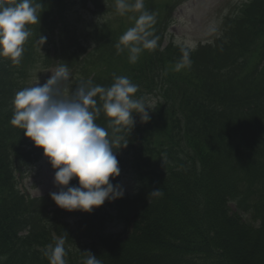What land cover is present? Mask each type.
I'll return each instance as SVG.
<instances>
[{
	"label": "trees",
	"instance_id": "16d2710c",
	"mask_svg": "<svg viewBox=\"0 0 264 264\" xmlns=\"http://www.w3.org/2000/svg\"><path fill=\"white\" fill-rule=\"evenodd\" d=\"M34 2H49L53 11L58 6L55 16L63 17V0ZM224 24L214 47L189 51L170 43L159 49L162 19L151 29L157 46L144 50L128 73L122 63L127 50L100 54L108 39L116 43L114 31L105 24L96 34L89 54L102 55L105 67L91 79L98 77L93 85L109 87L114 74H126L138 85L135 97L154 88L163 93L165 114L172 115L164 122L161 109L151 117L154 128L147 123L134 132L127 126L113 133L101 112L95 123L109 131L114 147L126 143L133 155L120 158L114 150L120 169L128 164L132 169L136 187L131 196L106 200L91 213L61 209L50 193L30 198L17 189L12 156L28 161L33 152L23 146V130L10 123L9 104L15 73L26 74L34 57L25 49L19 69L0 58V264H49L44 251L54 245V235L65 238L66 264H83L84 251L102 264H264V63L251 76H241L246 62L237 60L241 52L264 47V0H250ZM110 58L116 63L110 65ZM177 65L198 76L197 82L188 74L180 78L193 88L189 109L180 92L167 98L169 89L178 88L171 82ZM111 182L117 184L119 176ZM69 186H78V178ZM113 220L125 232L108 234Z\"/></svg>",
	"mask_w": 264,
	"mask_h": 264
},
{
	"label": "clouds",
	"instance_id": "9594fccd",
	"mask_svg": "<svg viewBox=\"0 0 264 264\" xmlns=\"http://www.w3.org/2000/svg\"><path fill=\"white\" fill-rule=\"evenodd\" d=\"M39 7L34 0H0V58L20 63L23 45L31 34L28 25L40 24ZM115 8L119 15L140 12L134 26L115 44L118 55L127 50L129 62L136 63L144 50L157 46L158 37L151 30L155 14L144 9L143 0H116ZM46 39L40 35L38 40L42 45ZM50 72L52 75L42 85L37 80L15 94L10 123L43 149L55 170L54 185L59 190L49 194L55 204L67 211L91 213L106 200L111 202L124 195L122 186L111 182L121 172L114 141L105 127L95 123L96 119L103 112L113 133H119L129 125L132 130L133 113L139 114L141 121H149L152 107L134 98L138 85L127 76L114 74V83L109 87L82 81L70 95H65L64 87L70 78L67 65ZM74 178H78V186H69ZM154 192L163 195L159 189ZM53 239L54 245H48L44 255L49 264H66L65 238L54 235ZM84 252L87 257L83 264H102L91 251Z\"/></svg>",
	"mask_w": 264,
	"mask_h": 264
},
{
	"label": "rangeland",
	"instance_id": "374dc122",
	"mask_svg": "<svg viewBox=\"0 0 264 264\" xmlns=\"http://www.w3.org/2000/svg\"><path fill=\"white\" fill-rule=\"evenodd\" d=\"M249 1L149 0L143 3L145 10L155 14L156 23L158 22V24L164 19L165 15H168L163 46L172 42L175 45L186 46L189 50H195L202 44L216 43V39L218 40L224 34L225 18L233 14H239L243 5ZM129 2H134V0H129ZM167 3L170 7L172 6L168 13L165 11ZM115 5L116 0H67L65 11L68 18L66 19V25L61 18H55L54 13L56 12L52 10L49 2L44 3V6H40L38 8V14H41L40 24L28 25L30 33L33 32V36L30 35L26 43H24V47L28 52L32 53L34 58L27 66L26 74L24 72L21 74L15 73V86L13 87L14 93L9 104L10 108L13 110L12 101L19 90L33 85L37 80L42 85L52 75L50 71H55L60 65H67L70 72L69 81L64 87L65 95H70L82 81L91 80L100 71L103 72L105 64L100 54L105 56L107 51L113 50L115 44L119 41L120 34L134 26L135 18L140 15L139 11H131L125 15H119L116 12ZM159 5H161L160 14L155 11V8ZM158 18L160 21H158ZM105 24L108 25L109 29L114 31V41L116 43L112 42L111 37L103 45L106 49L101 47L104 52L89 54L91 47L97 43L95 40L96 34L104 30ZM40 35L47 37L45 43L42 45L38 40ZM30 38L31 40L28 41ZM87 49H89V52L86 51ZM94 49L95 47L91 50ZM263 50L264 47L261 49L253 47L246 52H241L237 60L240 63L243 61L246 63L242 67L243 71L238 75L246 76L250 72L249 76H251L254 72L258 71L264 63V56L262 57ZM221 55L223 56V54ZM112 59L110 58V65L116 63V60L114 62ZM122 63H124L125 71H130L132 65L129 62L127 51L122 58ZM231 65H234L233 62ZM18 69L13 68L14 71ZM188 69L189 67L182 65L176 70L171 82L175 83L178 88L169 89L167 98L170 101L173 99V94L175 96L177 92H180L181 99L187 100L185 107L189 109L191 107L190 103H193V88L186 81H180V78L183 74H188L191 75L192 80L194 79L197 82L198 76H194L190 72L187 73L185 70ZM198 71L200 74L205 72L202 67H199ZM225 76L231 78L232 74L226 70ZM97 78H94L92 82L97 80ZM142 100L152 107V111L161 109L157 105L158 97L154 95H148ZM162 109L164 110L157 113L165 118L164 122H166L172 114L166 115L167 108ZM133 117L134 125L132 128L135 131V128L140 126L142 121L139 114L135 113ZM154 118L157 119V116H154ZM152 120L150 119L148 122L154 128ZM158 124L162 127L161 122H158ZM128 127L131 128V125ZM145 128H147V125ZM160 136H163V132H161ZM118 139H120V136ZM25 145L27 151L33 152L31 160L26 161L25 158L19 160L17 156H12L17 189L30 198H40L50 192L56 191L57 187L54 185L55 170L44 156L43 149L35 146L34 142L28 137L23 141V146ZM114 150H117L120 158L130 159L133 156L130 154L126 143H117ZM36 157L37 159H35ZM130 172H132V169L128 164L127 168L121 170L119 175L118 184L124 189V197L131 196L136 187L133 175ZM254 198L261 199L260 196ZM230 206L234 209V205L231 204ZM248 216L247 214L245 218L248 222L252 223L251 217L248 218ZM123 232H125L124 226L117 220H113L108 225V234L116 235ZM25 233L26 231L21 232V234Z\"/></svg>",
	"mask_w": 264,
	"mask_h": 264
}]
</instances>
